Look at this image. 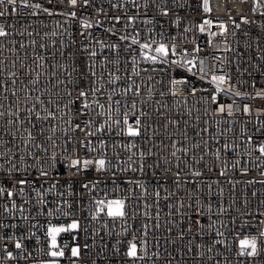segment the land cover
<instances>
[{
  "label": "built area",
  "instance_id": "2783aa9c",
  "mask_svg": "<svg viewBox=\"0 0 264 264\" xmlns=\"http://www.w3.org/2000/svg\"><path fill=\"white\" fill-rule=\"evenodd\" d=\"M30 2L42 8L20 0L15 12L0 6L7 32L0 37V264H48V227L73 221L78 228L57 237L65 253L58 264H264V7L254 12L253 0H208L210 12L204 0ZM205 20L211 24L201 32ZM160 44L166 57L155 52ZM212 76L225 77L220 90ZM69 81L77 92L100 87L87 99L104 109L81 115L80 100L69 105ZM37 96L36 110L55 111V119L26 111ZM125 113L133 126L140 119V136L125 134ZM73 160L81 164L73 168ZM84 160L92 163L85 168ZM112 199L125 201L123 219L97 213V201ZM245 237L257 239L255 256L239 255ZM130 243L140 259L127 256Z\"/></svg>",
  "mask_w": 264,
  "mask_h": 264
},
{
  "label": "snow or ice",
  "instance_id": "6c2138e0",
  "mask_svg": "<svg viewBox=\"0 0 264 264\" xmlns=\"http://www.w3.org/2000/svg\"><path fill=\"white\" fill-rule=\"evenodd\" d=\"M49 3H52V0H48ZM69 2L75 6L77 3V0H69ZM84 3L87 4L88 0H84ZM254 3V7H253V11L255 12L258 8L260 7H264V0H253ZM11 5L12 7V11L15 12L16 11V5H17V0H0V6L3 5ZM20 6L24 7V8H35V9H41L42 5L40 3H36V4H32L30 2V0H20ZM204 11L206 12H210L211 8L209 7L208 4V0H204ZM5 11L6 9L0 10V17L5 15ZM43 11L48 12L49 10L47 8H44ZM51 14V13H49ZM167 14V13H165ZM72 16H75V13H71ZM117 20H119V17L116 18ZM243 22L248 23V20L246 18H243ZM211 21L210 20H205L204 21V25H202L200 27V31L203 32L205 30V25H210ZM84 26L85 27H91L92 25L90 23L84 22ZM236 27H239V25L237 24ZM221 28V35H224L225 32L227 31V28L221 24L220 25ZM7 32L4 30L3 26H0V37L6 36ZM120 39H127V37L122 36L120 37ZM101 45L103 46V42H100ZM132 43H138V41L136 39L132 40ZM110 47H116L115 45H112ZM142 50H146L150 48V45L147 43L141 44L140 45ZM168 49L165 47L164 44H160L156 49L155 52L158 53L160 56H167L168 55ZM174 51V50H173ZM92 55H95V53H93ZM145 59H150L153 62H156L157 57L156 56H148L145 54L144 56ZM91 70V69H90ZM93 75H95V73H92ZM11 75H15V73H12ZM37 76H39V73L37 74ZM116 79H119V77H114L113 79L109 80V83H114ZM37 81L33 80L32 83L35 84ZM212 82L216 84L217 86V90H220V85L224 84L225 81V77L224 76H212ZM13 83H15V81H13ZM63 83V82H61ZM69 83H72L74 85V87L72 88L71 91H68L66 93V95H68L69 97H72L73 94H75V99H70L69 100V105L71 104H75L76 100H80L81 102V115H87L88 114V110H90L93 105H96L97 107H99L100 109H104L105 105L103 103H101L99 101V99L93 100L92 102H89V100L87 99L90 95H95L97 92L101 91L100 87L97 88H88L87 90H79L77 92V88L75 87V81H69ZM97 83H99L102 87L103 84V80L102 77L98 78ZM126 91H132V86L129 85L128 89ZM15 95V93H13ZM136 94H139L138 90L136 92ZM213 99L215 100V97H213ZM109 100H111V97H109ZM50 104L55 103V101H49ZM113 103L118 104L119 101H114ZM38 104H43V101L40 100V97L37 96L35 98V102L32 106V108L27 109L26 111L35 117L36 120H52L56 118V112L55 111H50L49 109H47L46 107L43 109V112L45 113L44 115H41L40 111L36 110V106ZM3 107V104H0V108ZM65 107H68V105H65ZM132 108H135V103L132 104ZM220 111H224V108L222 107L220 109ZM230 111V110H229ZM245 111H247V108H245ZM75 114V113H73ZM103 114V113H101ZM5 116V112L0 111V117ZM16 120H9L8 123L14 124L16 123ZM22 122V121H21ZM114 123H119L120 121L118 120H114ZM123 124L126 126V135L130 136V137H138L141 135V130H140V125H141V121L140 119H136L135 121V126H133L132 124H129L128 119H127V113L124 114V119H123ZM76 128H79L80 125L76 124L75 125ZM55 129H53L54 131ZM29 137H31V132L28 133ZM88 135H92L93 133L89 132L87 133ZM259 152L261 154H264V144H262L259 147ZM143 155V154H141ZM173 156L176 155V152L172 153ZM83 166L85 168L88 167V165H90L92 163V161L90 160H84L83 162ZM79 164H81V161L79 160H73L71 163V167L76 168ZM97 164L99 166L100 169H103L105 166V161L103 159L97 161ZM42 175H46V173H41ZM224 173L221 172V175H223ZM194 175H200L199 172L194 173ZM27 183V181L25 179H19L16 181V184L18 185H25ZM84 187H87V185H84ZM19 194H23V187H20L18 189ZM5 189L4 188H0V193H4ZM8 197H12L14 195V193L12 191H8L7 193ZM13 207H15V205H13ZM195 211V207L193 209ZM100 212H106V215L112 219H123L126 216V210H125V201L120 200V199H112V200H108V201H104V200H100L97 201V213ZM49 215H51V213H49ZM213 223H215L213 221ZM194 224L197 226H201V221L200 220H195ZM78 223L76 221H73L70 225H68V227H57V226H52L50 225L47 229V237L49 238V250L47 252V255L52 257L53 259L50 260L48 262V264H58V259L60 257H63L65 255L64 251L62 249H60V246L57 243V237L60 233L62 232H67L70 230H75L78 228ZM191 230V229H189ZM217 235H223L220 232L216 233ZM261 236L264 237V233H261ZM11 239V238H9ZM14 247L16 249H23L24 245L20 242V241H16L14 244ZM239 247H240V251H239V255L240 256H255L257 254V239L255 237L249 239L247 237H245L244 239H241L239 241ZM71 254L73 257H78L80 254V249L79 247H73L71 249ZM127 256L129 258H131L132 260H136V259H140L141 257L138 256V246L136 243H130L129 247H128V251H127ZM7 257L9 259L13 258L12 257V253L8 252L7 253Z\"/></svg>",
  "mask_w": 264,
  "mask_h": 264
},
{
  "label": "rangeland",
  "instance_id": "374dc122",
  "mask_svg": "<svg viewBox=\"0 0 264 264\" xmlns=\"http://www.w3.org/2000/svg\"><path fill=\"white\" fill-rule=\"evenodd\" d=\"M62 225H60V226H57V227H61ZM63 227V226H62Z\"/></svg>",
  "mask_w": 264,
  "mask_h": 264
}]
</instances>
